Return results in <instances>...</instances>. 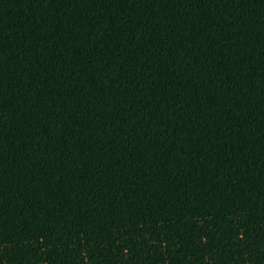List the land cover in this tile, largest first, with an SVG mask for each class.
I'll list each match as a JSON object with an SVG mask.
<instances>
[{
    "label": "trees",
    "instance_id": "obj_1",
    "mask_svg": "<svg viewBox=\"0 0 264 264\" xmlns=\"http://www.w3.org/2000/svg\"><path fill=\"white\" fill-rule=\"evenodd\" d=\"M0 264H264V0H0Z\"/></svg>",
    "mask_w": 264,
    "mask_h": 264
}]
</instances>
